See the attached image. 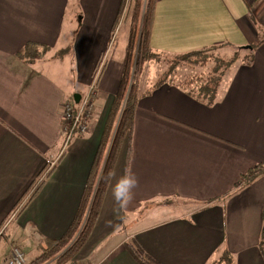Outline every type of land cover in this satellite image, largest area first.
<instances>
[{"label": "crops", "instance_id": "crops-1", "mask_svg": "<svg viewBox=\"0 0 264 264\" xmlns=\"http://www.w3.org/2000/svg\"><path fill=\"white\" fill-rule=\"evenodd\" d=\"M171 1L155 4L150 47L158 56L238 34L227 0H177L180 11L188 2L213 3L212 12L188 15L170 10ZM69 2L0 0V233L14 222L18 234L0 264L13 245L29 262L45 238L67 229L121 81L131 32L130 19L122 20L123 0H74L79 18L71 36L63 32ZM27 42L47 47L44 56L18 58ZM62 46L72 61L68 81L46 72ZM103 56L88 131L67 139L62 105L87 93ZM153 65L140 76L128 152L124 144L89 238L68 264H140L126 245L159 264H264V175L239 186L241 175L264 162V41L249 64L237 61L232 75L231 66L211 104L174 83L155 85ZM125 173L139 186L133 201L115 211L112 188ZM39 180L42 187L17 216Z\"/></svg>", "mask_w": 264, "mask_h": 264}, {"label": "trees", "instance_id": "trees-1", "mask_svg": "<svg viewBox=\"0 0 264 264\" xmlns=\"http://www.w3.org/2000/svg\"><path fill=\"white\" fill-rule=\"evenodd\" d=\"M124 2L125 0H123V5ZM134 2L131 15L130 41L121 81L111 104L103 134L90 165L75 214L64 233L56 239L45 238V245L39 255L32 261L26 262V264H68L73 261V258L88 240L97 220L109 184V181L103 178L113 171L115 161L124 144L128 152V143L131 138L133 118L138 101V78L143 72L144 66L146 67L148 64L147 62L157 56L150 47V34L156 0H134ZM263 41L264 36L256 43H251L250 45L255 48ZM211 47H214V45ZM46 48L34 42H27L17 53V57L25 62L34 61L44 56ZM64 51L66 49L56 51L55 57L60 56ZM176 56L174 61L179 65H203L209 59L207 48L189 51ZM239 58L241 59L240 55L235 53L229 59L216 60L211 68L209 79L200 80L201 84L199 85L192 83V78L185 79L182 82L171 83L180 86L198 100L211 104L215 99L219 89L218 86L223 81L226 71L239 61ZM251 61L252 58L250 56L248 62L244 60L241 62L249 64ZM169 76L173 75L169 74ZM156 85H159V83ZM263 175L264 162H261L241 175L239 179L241 184L239 186L249 184ZM43 183L44 180L36 183L28 197H26V201L17 210V216L23 211V205L36 196ZM21 208L22 210L19 212ZM263 244L264 208L263 223L260 231V246L262 250L264 249ZM126 247L140 264H159L149 257L139 256L135 245H126Z\"/></svg>", "mask_w": 264, "mask_h": 264}, {"label": "rangeland", "instance_id": "rangeland-1", "mask_svg": "<svg viewBox=\"0 0 264 264\" xmlns=\"http://www.w3.org/2000/svg\"><path fill=\"white\" fill-rule=\"evenodd\" d=\"M229 1L230 0H227L225 1V3L227 2L226 3L227 9L231 12L232 16L235 18L234 22L236 24L238 34L234 33L233 31H230L229 33L227 32L223 33L224 36H226L229 39L221 40L219 43L214 44V47L207 48L209 59L203 65H194V66L188 64L179 65L174 61L175 56L172 55L176 53H169V54L161 53L159 54L160 56L157 55L155 59L147 62L148 64L150 63L154 64L153 67L156 68L155 69L156 76L153 74L151 75L152 78L154 77L153 82L155 83H160L164 81H168L170 83L182 82L185 79L192 78L193 79L192 83L199 85L201 84L200 80L205 81L210 76L211 68L215 64V61L218 59H225V60L229 59L235 53H238L240 55L241 59L239 58V61L244 60L245 62H248L250 56L253 59L255 48L248 49V48H244V46L250 45L251 43H256L264 36V0H259L258 3L253 6L246 5V2H243L242 0H238V5L234 6V4L233 3L230 4ZM128 2H129L128 10L131 11V15H132L135 2L134 0H128ZM212 4L211 3L202 4V5L199 4L198 6L196 4H191L190 2H188L184 6L185 11H180L181 5L177 3V0L176 1L174 0L170 2V6H171L170 10L175 8L174 9L175 12L186 15L191 14L192 11L193 13H197L198 10H202V11L207 10L212 12L213 11ZM74 5H75L74 0H70L69 5L67 7V11L64 16L63 32L64 33L67 32L69 36H71V29H73L74 27L73 23L76 25L77 22L76 20L77 18H79V14L76 13L77 10L74 7ZM128 10L126 11L127 14H129ZM260 11L263 15L261 19H259ZM125 19L126 20L130 19L131 21L130 16L126 17ZM180 29H181L180 27L176 28L175 32L178 33V30ZM180 44H182L183 46L189 45L188 41L181 42ZM63 48L66 49L67 51L62 52L60 56H57L58 60L55 62L54 67L49 66L46 69V72L49 73V75H53L55 71L59 74L62 73L61 77L64 80L68 81V77L65 74L70 73L72 71L71 68L72 61L69 58V51L67 49V46L57 47L56 49L63 50ZM196 49H200V47L190 45L189 47L186 48V51H181V54ZM68 59H69V63H68ZM235 68L236 65H234L233 68L231 69L232 70L231 75L233 73V70H235ZM145 69L146 67L144 66L141 75L146 72ZM229 73L230 71L227 70L223 78L226 79L230 75ZM169 74H172L173 76H169ZM140 79L141 77L138 78V82L140 81ZM220 86L221 84L218 86V88H220ZM70 144L68 143V145ZM68 145L66 146L68 147ZM53 165L54 164L50 165L47 168L49 172L52 170ZM15 229H16V224H14V222H11L10 224H8L7 228L3 231V233H0V257H5L3 253H5V250L7 249L9 243H15L17 241L18 234L17 232H14ZM1 230L2 228L0 229V231ZM26 254L33 257L32 253L28 250ZM33 259L29 260V262L32 261Z\"/></svg>", "mask_w": 264, "mask_h": 264}, {"label": "built area", "instance_id": "built-area-1", "mask_svg": "<svg viewBox=\"0 0 264 264\" xmlns=\"http://www.w3.org/2000/svg\"><path fill=\"white\" fill-rule=\"evenodd\" d=\"M125 4L123 5V9L121 12L122 20H124L128 16L131 17V11L128 10V0L125 1ZM127 10L129 14L126 13ZM105 63L106 56H103L101 57V59H99L97 66L94 69L92 81L89 84L87 93L83 95L78 102L69 101L63 103V128L67 135V139L70 138L75 132L79 134H85L88 131L87 121L90 119L93 109L92 98L96 94V85L98 83L99 76L104 69ZM4 264H26V259L23 251L15 245L11 246L9 255L4 260Z\"/></svg>", "mask_w": 264, "mask_h": 264}, {"label": "clouds", "instance_id": "clouds-1", "mask_svg": "<svg viewBox=\"0 0 264 264\" xmlns=\"http://www.w3.org/2000/svg\"><path fill=\"white\" fill-rule=\"evenodd\" d=\"M114 177V173L109 172L105 179L110 181ZM139 186L138 178L132 173H125L116 180L112 188V197L117 206L115 211H119L127 207L134 199V190Z\"/></svg>", "mask_w": 264, "mask_h": 264}, {"label": "water", "instance_id": "water-1", "mask_svg": "<svg viewBox=\"0 0 264 264\" xmlns=\"http://www.w3.org/2000/svg\"><path fill=\"white\" fill-rule=\"evenodd\" d=\"M244 48L252 49L253 47H252L251 45H247V46H244ZM131 79H132V77H131ZM79 98H80V97H78L77 95H75V96H74V101H75V102H78V101H79Z\"/></svg>", "mask_w": 264, "mask_h": 264}, {"label": "bare ground", "instance_id": "bare-ground-1", "mask_svg": "<svg viewBox=\"0 0 264 264\" xmlns=\"http://www.w3.org/2000/svg\"><path fill=\"white\" fill-rule=\"evenodd\" d=\"M68 142V141H67Z\"/></svg>", "mask_w": 264, "mask_h": 264}]
</instances>
